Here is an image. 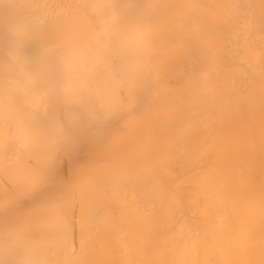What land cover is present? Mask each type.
<instances>
[{
  "label": "bare ground",
  "instance_id": "6f19581e",
  "mask_svg": "<svg viewBox=\"0 0 264 264\" xmlns=\"http://www.w3.org/2000/svg\"><path fill=\"white\" fill-rule=\"evenodd\" d=\"M0 264H264V0H0Z\"/></svg>",
  "mask_w": 264,
  "mask_h": 264
}]
</instances>
